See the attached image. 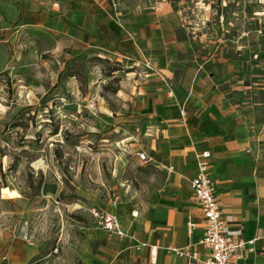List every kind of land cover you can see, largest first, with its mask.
Listing matches in <instances>:
<instances>
[{
  "label": "rangeland",
  "instance_id": "rangeland-1",
  "mask_svg": "<svg viewBox=\"0 0 264 264\" xmlns=\"http://www.w3.org/2000/svg\"><path fill=\"white\" fill-rule=\"evenodd\" d=\"M44 1L0 0V225L21 223L17 234L25 225L42 253L58 258L89 244L77 211L141 198L148 119L136 104L132 63L93 47L54 49L57 36L31 39L24 17ZM167 2L188 58L229 82L253 130L264 116V0Z\"/></svg>",
  "mask_w": 264,
  "mask_h": 264
},
{
  "label": "crops",
  "instance_id": "crops-1",
  "mask_svg": "<svg viewBox=\"0 0 264 264\" xmlns=\"http://www.w3.org/2000/svg\"><path fill=\"white\" fill-rule=\"evenodd\" d=\"M120 2L45 0L25 15L23 26L35 42L62 37L54 39V49L93 47L127 60L140 74L136 104L148 123L139 152L151 158L143 161L149 173L140 199L108 210L118 215L125 235L99 227L92 209L77 211L89 244L79 255L56 258L43 254L30 232L33 244L19 237L21 223L10 230L0 225V264H188L177 249L206 252L205 216L192 186L204 152L210 153L223 215L234 217L245 240H255V251L241 263L264 264V116L248 129L231 102L229 82L188 58L167 0H137L118 10ZM57 190L47 182L48 195ZM189 221L197 224L193 233Z\"/></svg>",
  "mask_w": 264,
  "mask_h": 264
},
{
  "label": "built area",
  "instance_id": "built-area-1",
  "mask_svg": "<svg viewBox=\"0 0 264 264\" xmlns=\"http://www.w3.org/2000/svg\"><path fill=\"white\" fill-rule=\"evenodd\" d=\"M173 95V91H171ZM140 160L148 162L151 158L146 152L138 153ZM210 153L197 156L199 173L192 179L195 198L205 216V230L201 243L206 249L204 255L193 249H177V253L188 258V264H242L246 252H254L255 240H245L243 230L234 227L233 216H224L222 203L218 197L217 184L209 173ZM99 227L121 236L125 235L116 213L108 210L92 209ZM137 215L138 212L134 211ZM196 222L189 221V233H193ZM22 227L19 237L33 244L29 233Z\"/></svg>",
  "mask_w": 264,
  "mask_h": 264
},
{
  "label": "trees",
  "instance_id": "trees-1",
  "mask_svg": "<svg viewBox=\"0 0 264 264\" xmlns=\"http://www.w3.org/2000/svg\"><path fill=\"white\" fill-rule=\"evenodd\" d=\"M46 184H47V183H44V190H46Z\"/></svg>",
  "mask_w": 264,
  "mask_h": 264
}]
</instances>
